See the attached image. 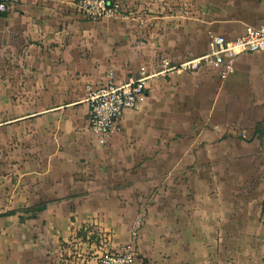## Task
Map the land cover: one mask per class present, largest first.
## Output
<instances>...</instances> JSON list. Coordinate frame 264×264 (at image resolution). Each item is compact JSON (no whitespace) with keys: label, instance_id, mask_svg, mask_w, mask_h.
Here are the masks:
<instances>
[{"label":"crops","instance_id":"crops-1","mask_svg":"<svg viewBox=\"0 0 264 264\" xmlns=\"http://www.w3.org/2000/svg\"><path fill=\"white\" fill-rule=\"evenodd\" d=\"M73 1L0 14V264H98L130 240L133 264H264V49L224 77L152 76L264 24V0H119L127 20ZM109 71L149 78L99 144L88 95Z\"/></svg>","mask_w":264,"mask_h":264},{"label":"built area","instance_id":"built-area-1","mask_svg":"<svg viewBox=\"0 0 264 264\" xmlns=\"http://www.w3.org/2000/svg\"><path fill=\"white\" fill-rule=\"evenodd\" d=\"M19 0H0V14L6 13ZM77 12L86 20L110 18L114 20L137 19L139 13L125 6L119 0H75ZM264 49V24L247 26L244 33L232 38L214 36L205 53L186 58L178 63L162 61L161 67L152 76L171 72L191 73L202 67L216 66L224 77L233 66L235 57L241 52ZM148 75L131 76L115 82L109 71L102 84L91 88L89 101V128L99 144H104L107 136L119 128V120L126 109H136L139 98L144 93ZM134 234V233H133ZM135 235V234H134ZM133 235V236H134ZM136 250L130 240L121 249L104 251L98 264H133Z\"/></svg>","mask_w":264,"mask_h":264},{"label":"trees","instance_id":"trees-1","mask_svg":"<svg viewBox=\"0 0 264 264\" xmlns=\"http://www.w3.org/2000/svg\"><path fill=\"white\" fill-rule=\"evenodd\" d=\"M41 208L40 207H38V208H36V209H33L32 211H33V213L32 214H34L35 212L34 211H37V210H40Z\"/></svg>","mask_w":264,"mask_h":264}]
</instances>
